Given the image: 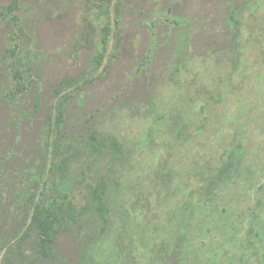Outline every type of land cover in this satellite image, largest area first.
Returning a JSON list of instances; mask_svg holds the SVG:
<instances>
[{
  "label": "rangeland",
  "instance_id": "obj_1",
  "mask_svg": "<svg viewBox=\"0 0 264 264\" xmlns=\"http://www.w3.org/2000/svg\"><path fill=\"white\" fill-rule=\"evenodd\" d=\"M0 264H264V0H0Z\"/></svg>",
  "mask_w": 264,
  "mask_h": 264
},
{
  "label": "trees",
  "instance_id": "obj_2",
  "mask_svg": "<svg viewBox=\"0 0 264 264\" xmlns=\"http://www.w3.org/2000/svg\"><path fill=\"white\" fill-rule=\"evenodd\" d=\"M15 6H17V3H16ZM15 6H9L7 11L8 12H12V10H13V8ZM34 221H35V224L37 225L39 231L41 232L42 242L45 243V244L48 243V242H51L50 232L53 229L51 230L47 219L43 220V219H40L38 215H35L34 216ZM179 246H180V243L178 245V248H179Z\"/></svg>",
  "mask_w": 264,
  "mask_h": 264
}]
</instances>
